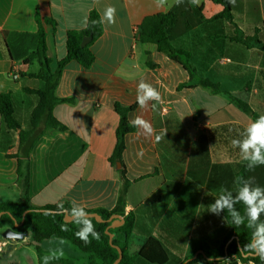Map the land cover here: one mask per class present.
I'll list each match as a JSON object with an SVG mask.
<instances>
[{"label":"crops","instance_id":"1","mask_svg":"<svg viewBox=\"0 0 264 264\" xmlns=\"http://www.w3.org/2000/svg\"><path fill=\"white\" fill-rule=\"evenodd\" d=\"M169 3L171 7L161 8L155 0H0V94L17 95L24 129L37 97L23 88L42 87L41 81L28 76L38 71V62H23L37 48L38 21L55 72L67 56L68 33L84 30L92 11L102 18L107 6L116 8L115 24L103 23L102 36L90 47L93 66L85 69L71 61L63 70L56 96L73 102L57 104L53 115L67 130L40 127L20 143L19 133L6 130L0 116V203L19 201L24 195L19 156L28 166V196L34 208L70 205L75 199L89 210L114 209L123 183L118 167L109 161L119 124L114 105L137 104L130 123L141 116L155 133L166 129L167 134L159 142L138 128L126 136L123 162L130 186L124 210L134 217L129 251L137 252L155 237L169 251L170 264H187L202 254V247L221 246L228 233L226 220L222 213L208 212L207 206L222 186L235 192L245 162L231 141L241 138L254 119L228 94L201 86L179 89L189 82L188 71L155 45L138 41L144 18L169 11L175 5L174 0ZM198 5L206 22L174 41V47L190 53L195 81L209 79L264 115V51L259 42L264 40V0H236L228 18L220 17L224 6L212 0H199ZM141 80L161 95V102H150L154 106L147 110L136 102ZM5 230H0V258H12L21 253L19 246L28 245L31 233L11 241L3 238ZM55 246L75 251L65 241L56 240ZM194 264L230 261L202 258Z\"/></svg>","mask_w":264,"mask_h":264},{"label":"trees","instance_id":"2","mask_svg":"<svg viewBox=\"0 0 264 264\" xmlns=\"http://www.w3.org/2000/svg\"><path fill=\"white\" fill-rule=\"evenodd\" d=\"M212 1L224 6V11L220 14V17L228 18V14L232 9V4L229 3V0ZM100 19L99 13L92 11L88 18L87 27L84 30L68 33L67 56L59 61L55 72L51 70V60L47 57L46 53L47 45L44 27L38 21L37 48L23 61L24 64H31L34 60L38 62V71L30 73L28 76L42 82V87L38 89L23 88L24 93L37 97V105L32 110L27 128L24 129L21 123L17 95L13 92L0 94V116L3 119L4 126L8 131L19 133L20 143L27 142L32 134L36 133L40 127L54 128L60 131L67 130V127L53 115V109L57 104L72 103L73 99L58 98L56 96V88L62 77L63 70L69 62L76 61L85 69H90L93 66L95 56L90 47L94 41L102 36L103 26L101 23L93 24L92 21H99ZM47 22L51 21L48 20ZM205 22L203 7L191 4L190 0H184V3L180 6L174 5L167 12L145 17L139 26L137 39L140 43L155 45L158 52L167 55L188 71L190 80L188 83L180 85L178 87L179 89L201 86L214 94H228L226 96H228V99L234 105L244 113L252 116L254 120L257 119L260 115L254 113L246 102L224 92L218 84L204 78L195 81L194 79H197V73L190 64V53L174 47V41ZM85 36H92V41L90 44L82 47V40ZM259 42L262 44L264 51V40ZM262 62L264 65V55ZM136 108L137 104L127 107L116 102L114 105V109L119 115V124L116 130V145L109 161L113 167L117 168L120 165L118 171L123 179V183L118 197V203L112 210L87 209V211L89 213H98L105 220H108L113 214H119L125 217V223L122 226L110 229V232L114 234L113 244L119 246L123 251V258L118 264H139V261L147 264H170L171 256L169 251L155 237H149L137 252L131 253L129 251L128 245L134 229V217L130 213L125 214L124 210L130 181L127 178V172L123 162V153L126 149L127 134L136 132L137 130V127H134L129 121L130 112ZM17 158L19 162L18 176L20 181L24 183V195L19 201L0 203V213L5 212L0 217V230L11 228L16 232H30L32 242L36 243L38 264H42L43 256L48 254L43 249V244L52 240H61L73 245L80 253L86 256L87 264H114L119 257V253L111 245L109 236L106 234V229L110 225V222L99 223L92 218V223L95 226V230L99 233L100 238L96 240L90 237L91 243L86 245L75 236L78 226L72 223H65L64 216L57 213L58 205H46L40 209H36L31 205L27 189L29 183L28 166H23L21 157L18 156ZM263 169L264 166H259L253 171H249L245 165L238 173L237 179L241 177H255V182L260 186H264ZM64 206L65 208L70 207L69 204H64ZM236 207L243 214L244 206L238 204ZM27 210H29V213L24 217V213ZM46 211L48 212L47 215L44 214ZM222 214L225 218L226 213ZM260 219L264 221V214L261 215ZM225 220L228 233L221 246L215 250L207 246L202 247L201 250L203 253L198 255L194 261L187 264H194L202 258L217 262H222L229 258L230 264H249L250 262L264 264V261H261L259 257L245 256L242 252H239V248L251 239L252 230L243 225L240 227L232 225L230 217L226 216ZM15 223H22V225L16 227ZM65 224L68 230L62 231L61 226ZM52 264H75V262L68 258H61L60 260L53 261Z\"/></svg>","mask_w":264,"mask_h":264},{"label":"clouds","instance_id":"3","mask_svg":"<svg viewBox=\"0 0 264 264\" xmlns=\"http://www.w3.org/2000/svg\"><path fill=\"white\" fill-rule=\"evenodd\" d=\"M158 7H171L169 0H155ZM184 0H174L175 6H180ZM193 5H198L199 0H190ZM229 3L235 6L236 0H229ZM116 22V8L107 6L103 12V16L96 23H107L109 25ZM87 18L83 25L87 26ZM161 102L159 91L150 83L141 80L137 84L136 102L142 110H147L151 105L150 102ZM132 125L142 130V134L146 138H153L159 142L165 138L166 129H162L160 133H155L150 122L141 116H137ZM241 138L231 141L232 147L239 150L240 158L245 162L246 168L253 171L259 166H264V115H260L257 119L250 122L244 131L240 134ZM142 155V152L140 153ZM237 188L235 192L221 187L214 202L207 206V211L211 214L219 216L226 213L230 217V222L236 227L246 226L251 229V239L239 248L245 256H256L264 261V221H261V215L264 214V187L255 182V177L238 178L236 181ZM244 206L243 214L237 209V205ZM57 213L68 218V222L78 226L75 236L83 241L86 245L91 243L92 239L98 240L99 233L95 230L92 223V217L87 211V205L78 203L75 199L70 202V207L65 208L63 203L57 206ZM45 215L48 214L46 211ZM225 216V218H226ZM62 231H67L65 225L61 226ZM64 256L62 248L52 249L49 254L43 256L42 264H52L53 261L60 260Z\"/></svg>","mask_w":264,"mask_h":264},{"label":"water","instance_id":"4","mask_svg":"<svg viewBox=\"0 0 264 264\" xmlns=\"http://www.w3.org/2000/svg\"><path fill=\"white\" fill-rule=\"evenodd\" d=\"M91 41H92V36H85L83 38V40H82L81 46L85 47L86 45L90 44ZM119 166L120 165H118V167ZM27 213H29V210L25 211L24 217L26 216ZM3 214H5V212L0 213V217ZM89 214H90V216L93 219H95L99 223L110 222V225L106 229V234L109 236V240H110L111 245L118 250L119 257L114 263V264H118L121 261V259L123 258V251L121 250V248L119 246H116V245L113 244L114 234L110 232V229H114V228L122 226L125 223V219L123 218L122 215H119V214H113L108 220H105L104 218H102V216L100 214H98V213H89ZM64 222L65 223H70V222H68V218L65 217V216H64ZM22 223H20V224L15 223V226L16 227H20L22 225ZM27 235H28V233H26V232H16V231H14L11 228H7L3 232V238L7 239V240H17V241H19V240L24 239Z\"/></svg>","mask_w":264,"mask_h":264},{"label":"rangeland","instance_id":"5","mask_svg":"<svg viewBox=\"0 0 264 264\" xmlns=\"http://www.w3.org/2000/svg\"><path fill=\"white\" fill-rule=\"evenodd\" d=\"M26 241L28 245L22 244L18 248L21 249L20 250L21 253L17 254L12 258H0V263L2 260H8L6 264H38L37 253L34 248L35 244L32 242V240H26ZM55 243L56 240L45 242L43 244V249L45 250V252L47 253L52 249H57L56 246L54 247ZM62 249L64 251L63 257L72 259L75 262V264H87L86 256L83 253H80L76 248H74L75 251H71L70 249H64V248Z\"/></svg>","mask_w":264,"mask_h":264},{"label":"built area","instance_id":"6","mask_svg":"<svg viewBox=\"0 0 264 264\" xmlns=\"http://www.w3.org/2000/svg\"><path fill=\"white\" fill-rule=\"evenodd\" d=\"M250 264H254L253 262H250Z\"/></svg>","mask_w":264,"mask_h":264}]
</instances>
